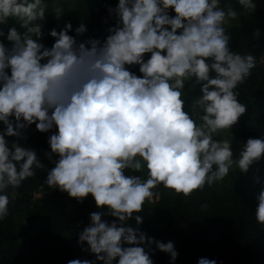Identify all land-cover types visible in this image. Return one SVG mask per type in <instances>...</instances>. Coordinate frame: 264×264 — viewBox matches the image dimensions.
I'll return each mask as SVG.
<instances>
[{
    "label": "clouds",
    "instance_id": "1",
    "mask_svg": "<svg viewBox=\"0 0 264 264\" xmlns=\"http://www.w3.org/2000/svg\"><path fill=\"white\" fill-rule=\"evenodd\" d=\"M237 3L246 11L257 7L254 0ZM41 4L0 0V25L11 19L24 29L10 27L6 37L0 30L11 42L0 41V220L9 214L7 189L44 167L34 148L18 142L26 138L23 130L33 124L41 133L55 129L44 154L54 165L46 184L77 202L91 195L97 209H107L91 212L78 234V245L86 243L82 250L95 259L67 264H153V243L174 264L173 242L147 236L138 227L143 217L133 215L158 198L153 189L163 185L189 195L222 180L233 164L246 173L264 156L262 135L248 138L235 158L231 140L216 139L246 112L235 89L255 67L253 54L229 47L224 25L237 19V11L221 0H118L108 8L115 23L103 41L78 43L66 22L49 31L54 43L46 47ZM75 32L85 33V25ZM133 65L140 76L129 70ZM186 81L200 92L188 107ZM126 170H146V178ZM257 183L255 219L264 224V182ZM197 264L217 261L202 257Z\"/></svg>",
    "mask_w": 264,
    "mask_h": 264
},
{
    "label": "trees",
    "instance_id": "2",
    "mask_svg": "<svg viewBox=\"0 0 264 264\" xmlns=\"http://www.w3.org/2000/svg\"><path fill=\"white\" fill-rule=\"evenodd\" d=\"M64 1L42 0V4ZM68 1L72 7L62 9L59 15L45 9L46 17L41 22L42 36H46L43 44L51 47L54 38L48 35L49 31L53 28L59 31L66 22L71 23L69 34L78 43L89 39L103 41L108 35L107 29L115 23V14H109L108 8H115L118 0ZM254 2L256 9L246 11L237 0H221V5L231 6L237 13L247 12V17H240L235 25L225 27L230 38V50L255 57L251 74L235 89L239 102L246 106L244 115L232 126L242 144L248 138L264 136V0ZM81 23L85 25L86 32L77 35L75 29ZM10 27L24 31L11 19L7 25H0V30L6 35ZM147 56L145 54V59ZM129 68L141 75L138 65ZM199 95V85L192 89L186 81L183 92L186 107L191 105L194 96ZM2 130L3 125H0ZM54 131L41 133L33 124L23 130V137L26 138L18 140L36 150L44 167L35 168V174L26 178L19 187L7 189L9 214L0 220V264H67L71 259H95L94 254L82 250L87 248L86 243L78 245V234L90 222L91 212H106L107 209H97L91 195L77 202L67 193L46 184L47 171L54 165L44 154L49 151L47 138ZM6 139L10 142L17 140L15 137ZM126 174L146 178V170L139 173L126 170ZM249 175L248 171L241 173L235 166L222 180L210 187L206 184L189 195L158 185L154 190L159 193L158 200L154 204L145 201L142 210L133 215L143 217L138 227L147 236L161 242H173L178 253L174 264H197L202 257L215 259L217 264H264V224L256 222L254 213L258 193L242 186ZM254 175L264 176V170ZM39 192L41 197L34 199V194ZM21 215L26 224L23 229H18L14 219ZM102 219L111 222L116 218L104 215ZM122 223L136 226L134 220ZM150 247L153 264H170V254L156 249L154 243Z\"/></svg>",
    "mask_w": 264,
    "mask_h": 264
},
{
    "label": "rangeland",
    "instance_id": "3",
    "mask_svg": "<svg viewBox=\"0 0 264 264\" xmlns=\"http://www.w3.org/2000/svg\"><path fill=\"white\" fill-rule=\"evenodd\" d=\"M42 7H44L45 9H50L52 10L53 7H60L61 10L62 9H69L72 7V3L69 2L68 0L62 2V3H52V4H41ZM223 6V5H222ZM237 19L236 20H232V19H227L226 23L224 25V27H230L235 25L238 20L240 19V17H247V12H240L237 13ZM6 37V35H5ZM5 37H0V41H3L5 43L6 46H10L11 42L7 41ZM46 36H42L40 39V42L43 43V39ZM129 67V66H128ZM130 70V68H129ZM131 71V70H130ZM210 75H215V74H211ZM216 139L219 140H224V139H230L231 140V146H232V150H233V156L234 158L236 157V155H238L239 152V148L240 145L242 144L241 141L235 136L233 129L231 127L230 130H220L218 132V134L216 135ZM236 165L233 164V166L229 169V172L232 171L234 169ZM264 170V156H262V158L254 163L252 166H250L248 172L250 173V175L246 178L244 184L242 185L245 189L254 192V193H258L261 187L260 183H257V179H259L260 181L264 182V176H257L254 175L256 172L258 171H263ZM41 193H35L34 194V199H38L41 197ZM14 224L18 229H23L25 227V220H24V216H17L14 219Z\"/></svg>",
    "mask_w": 264,
    "mask_h": 264
},
{
    "label": "built area",
    "instance_id": "4",
    "mask_svg": "<svg viewBox=\"0 0 264 264\" xmlns=\"http://www.w3.org/2000/svg\"><path fill=\"white\" fill-rule=\"evenodd\" d=\"M155 189H153V192L155 193V191H154ZM158 200V198H153V200L151 201V202H149V201H147L146 200V202L148 203V204H154L156 201Z\"/></svg>",
    "mask_w": 264,
    "mask_h": 264
}]
</instances>
